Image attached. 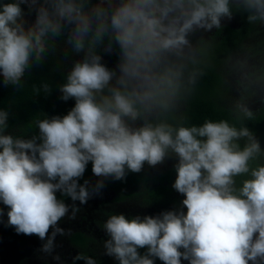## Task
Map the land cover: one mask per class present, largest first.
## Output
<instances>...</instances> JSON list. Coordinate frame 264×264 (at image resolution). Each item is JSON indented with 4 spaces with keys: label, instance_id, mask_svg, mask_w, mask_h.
Instances as JSON below:
<instances>
[{
    "label": "clouds",
    "instance_id": "clouds-1",
    "mask_svg": "<svg viewBox=\"0 0 264 264\" xmlns=\"http://www.w3.org/2000/svg\"><path fill=\"white\" fill-rule=\"evenodd\" d=\"M22 4L37 6L31 26L25 27ZM233 4L249 22H264V0H0L5 85L21 86L30 62L43 58L64 24L72 25L71 50L85 52L60 86L61 99L74 98V107L63 117L36 120L39 137L6 134L8 112L0 109L6 226L37 235L44 241L41 251L50 253L55 236L64 234L57 223L69 212L55 193L85 203L88 182L77 180L89 161L94 175L122 180L126 169L139 172L145 162L154 166L175 154L172 187L184 195L186 212L110 215L103 224L105 253L118 264H154L153 258L163 264H181V258L188 264H264V164H250L264 152L259 142L247 127L226 120L206 119L199 126L168 122L178 98L201 74L190 67L197 52L189 35L220 28L222 18H231ZM106 38L107 50L113 40L120 49L118 77L96 54ZM41 87L49 90L47 84ZM241 111L251 116L248 109ZM126 119L143 123L133 128ZM237 177H244L239 186ZM102 186L98 181L95 189ZM140 248H146L144 254ZM75 260L97 264L83 253Z\"/></svg>",
    "mask_w": 264,
    "mask_h": 264
},
{
    "label": "flooded vegetation",
    "instance_id": "flooded-vegetation-1",
    "mask_svg": "<svg viewBox=\"0 0 264 264\" xmlns=\"http://www.w3.org/2000/svg\"><path fill=\"white\" fill-rule=\"evenodd\" d=\"M97 2L98 0H90L91 4H95ZM28 7L30 6L24 4L21 5V8L24 12L28 11L27 14L29 13ZM36 7L37 6H33L34 11L30 12L31 14L36 13ZM230 8L233 11L231 18H222L220 28H213L210 31L197 29L189 35V39L193 44V48L197 52V62L204 63L207 67L212 69L214 73H216L215 75L218 76L217 85L220 94L217 95L216 98L217 105L222 106L231 112L232 124L238 127L240 125L239 123L242 122V117H238L237 115L244 114L243 111H241L242 107L248 109L255 120L260 119L254 122H264V118L256 117V115L261 114L262 110L264 109V22H249L247 20V13H245L242 9H239L237 5H230ZM34 22L35 21H32V24H34ZM63 27L67 28V31L61 32V40L57 41L56 44L52 46L49 54L50 56H53L61 61L57 68L61 69L63 74L68 75L73 64L82 61L85 58V52L82 50L81 52L77 53L71 50V45L67 43V39L71 32L72 25L64 24ZM236 36L239 37L237 40H240L241 43V47L236 51L229 53L209 52L215 49V47L224 43L233 42ZM108 45L109 41L106 38L100 45L96 47V54L101 57L100 63L110 71L115 72L116 77H118L120 75V61L116 58L115 53L119 50V46L113 40L111 41V50L109 51L107 50ZM114 78L115 77H113V79ZM110 84L115 86L116 83H112V81H110ZM187 105V100L178 99L176 112L184 111ZM126 122L133 128L138 127L143 123V121L140 119H137L136 121L126 119ZM249 130L252 132L254 138L259 142L261 150L264 151V129ZM172 161L175 163L173 162L174 166H172L173 168L170 171L172 173H176L178 157L174 156ZM250 164L253 167L257 164H264V152L258 154L254 160L250 161ZM238 178L239 177H237L236 180H238ZM168 187L169 189L173 188L172 184H168ZM172 196L174 198V204L167 205V211H180L179 209L182 206L181 211L186 212V207L182 205L176 190L173 191ZM125 201H127L128 204L129 202L134 204L133 209H130V215L124 213V211L121 209L122 205H128L127 203H123ZM77 202L78 201H73L66 205L75 204ZM101 206H103L102 212L100 211L101 207L98 206L95 208V210H93V215H97V219L90 220V223H87L86 227L84 225H78L76 228H80L81 231L74 232L73 234L79 233L86 237L87 240L85 243V250H90V256L94 257L99 262L111 264L117 262V260L114 257L111 256V258L109 255H107L105 253V249H102L105 253L104 256L101 255L103 260L98 259L95 256L94 251V254L91 252L92 250L97 249L94 246V238L100 237V229L96 227L95 223L96 221L101 220L98 219L100 213H104L105 206L103 204H101ZM156 206H159V203L154 202L153 200L128 197L120 202L117 201L107 204L105 212L110 208L115 209L118 207L120 211L119 214H126L125 217L128 219L135 216H140L143 218L145 215L156 216L153 210L147 209L154 208ZM5 217V214L0 216V228L2 230L7 223V219H5ZM72 219L73 217L69 218V220ZM69 220L67 221V224L69 223ZM103 235H106V233L104 232ZM104 239L107 240L108 237H104ZM61 243L62 242H59L58 246L61 247ZM54 245L56 249L57 244L55 243ZM67 245V251H82L79 246L72 245L70 242H68V240ZM56 251L53 253L54 256L51 257L52 259L50 264H64L62 262H65V264H70L76 257H69L68 254H66L61 258L57 256ZM54 257H58V259ZM23 261V257L18 255L17 258L10 257L9 264H21ZM181 264H188V261L181 259Z\"/></svg>",
    "mask_w": 264,
    "mask_h": 264
},
{
    "label": "trees",
    "instance_id": "trees-1",
    "mask_svg": "<svg viewBox=\"0 0 264 264\" xmlns=\"http://www.w3.org/2000/svg\"><path fill=\"white\" fill-rule=\"evenodd\" d=\"M62 31L66 32L67 28L63 27ZM238 38L236 36L233 42L224 43L209 52H234L241 47L240 40H237ZM59 40H61V36L50 44L39 62H30L28 69H26L21 78L20 87L5 85L3 83V77L0 76V109L8 112V127L5 129L6 134L19 136L24 139H31L33 136L39 137V129L35 124L36 120L51 119L53 116L63 117L74 107V98L70 97L67 100L61 99L62 93L60 86L66 83L67 75L63 74L61 69L57 68L61 61L49 54L52 46ZM115 56L120 61V49L116 51ZM190 67L195 68L201 74L198 76L195 84L187 86L186 90L178 98L188 101L185 110L181 112L175 111L169 117L168 122L172 123L173 126L181 124L183 126H199L207 119L213 121L226 120L232 124L231 112L216 103L217 95L220 94L216 73L204 63L197 62L195 65H190ZM43 84L49 86L47 92L42 89L41 86ZM237 116L242 117V122L239 123L240 125L238 127L245 126L253 130L264 129V122H254L260 119L255 120L252 117L253 115L247 116L245 114H239ZM256 117L264 118V109ZM37 143H39V139H37ZM239 143L243 146L245 141L241 140ZM91 167V162L89 161L82 176L77 180L78 184H84L85 181L88 182L93 177H98L92 173ZM175 174L177 173L169 171L162 176H151L148 174L145 175L140 171L132 172L126 169V175L122 180H114L111 177L99 178L104 179L102 181V187L109 189L117 195L118 198H116L115 202H120L125 198L131 197L132 191L142 189L145 193L146 200H153L159 203V205L165 206L174 204L172 194L175 189H169L168 184L172 181ZM243 178H238L237 186H239L240 180ZM173 183L171 184L173 185ZM55 195L57 199L62 200L65 204L73 202L70 197L62 194L60 191H57ZM0 208L4 209V214L6 215L7 206L2 204ZM5 219H7V215ZM0 232L8 235L17 234L14 227L10 225H5L3 230L0 229ZM86 240V237L79 233L72 234L69 237V242L72 245L79 246L83 254L90 256L89 251L85 250ZM180 250L183 251V249ZM145 251L146 248L138 249L140 254H144ZM153 259L154 264H163L158 258ZM96 261L97 264H108L99 262L98 260ZM70 264H85V262L83 260H73ZM111 264H118V261Z\"/></svg>",
    "mask_w": 264,
    "mask_h": 264
},
{
    "label": "rangeland",
    "instance_id": "rangeland-1",
    "mask_svg": "<svg viewBox=\"0 0 264 264\" xmlns=\"http://www.w3.org/2000/svg\"><path fill=\"white\" fill-rule=\"evenodd\" d=\"M29 13L27 14L28 11H23V20L25 23V26H31L32 21H35L36 13L31 14L30 12L34 11L33 6L28 7ZM36 12V10H35ZM112 83H116V77L112 80ZM176 156L175 154L171 155H166L165 158L162 160V162L157 163L156 165H148L147 162L144 163L142 166L140 172L146 173L148 175H156V176H162L166 173H168L174 166L172 159ZM175 163V162H174ZM176 176L173 177L172 181L169 183L171 184L172 182L175 181ZM103 178L99 177H93L90 181H88L87 187L91 193L89 199L81 204L79 201L75 204H70L69 206V212L62 217L58 223L57 226L63 230V235L57 234L54 239V244H57V248L55 249V245L53 246V249L50 253H45L41 251V246L44 243L43 240H41L37 235L31 234V235H26L23 233L16 234V235H8V234H3L0 232V264H9V259L10 257H15L17 258L18 255H21L23 257L24 261L21 264H50L51 257L54 256V252H57L58 257H64V255L68 254L69 257L77 256L79 253H82V251H77V250H68V245H67V240L69 242V236L73 234L74 232H79L81 231L80 228H76L78 225L82 226L84 225L85 227L87 226V223H90V220H96L97 215H93V210L95 208L101 207L100 211L102 212V207L101 204L106 206L107 204L115 202L117 195L110 191L109 189L105 187L99 188L97 191L95 189V186L98 181H103ZM181 202L185 198L183 194L177 192ZM133 198H143L145 199V193L142 189H138L135 191H132V196ZM127 203V201L123 202ZM128 204V203H127ZM134 204L132 202H129L128 205H122V211L124 213L130 215V209H133ZM167 205L165 206H156L154 208H147L148 210H153L156 214V216L160 215L162 212L167 211ZM156 208V209H155ZM164 209V210H163ZM104 210V213H100L99 218L101 219L99 221H96L95 225L100 229V237H95V244L94 246L97 248L96 250H92L91 252L95 253V256L98 259H102V256H104V237H108L106 231L103 228V224L105 222V219H107L110 215L113 214H119L120 211L118 207L115 209L110 208L106 212ZM180 211L182 210V206L179 209ZM97 213V211H96ZM123 214L124 216L126 214ZM73 217L72 220H69V218ZM69 220V223L67 224L66 220ZM88 221V222H87ZM3 223V221H2ZM1 229V228H0ZM52 232V228H49V233ZM104 232L106 235H103ZM61 243V247L58 246V243ZM90 253V250H89ZM93 253V254H94ZM102 255V256H101ZM111 257V256H110ZM112 258V257H111ZM114 259V258H113ZM65 264V262H62Z\"/></svg>",
    "mask_w": 264,
    "mask_h": 264
}]
</instances>
